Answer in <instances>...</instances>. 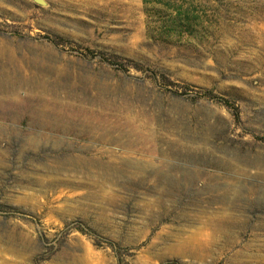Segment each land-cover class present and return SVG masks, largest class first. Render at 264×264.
<instances>
[{
  "label": "rangeland",
  "instance_id": "1",
  "mask_svg": "<svg viewBox=\"0 0 264 264\" xmlns=\"http://www.w3.org/2000/svg\"><path fill=\"white\" fill-rule=\"evenodd\" d=\"M0 264H264V0H0Z\"/></svg>",
  "mask_w": 264,
  "mask_h": 264
},
{
  "label": "trees",
  "instance_id": "2",
  "mask_svg": "<svg viewBox=\"0 0 264 264\" xmlns=\"http://www.w3.org/2000/svg\"><path fill=\"white\" fill-rule=\"evenodd\" d=\"M224 103H226V105H228L226 101Z\"/></svg>",
  "mask_w": 264,
  "mask_h": 264
},
{
  "label": "bare ground",
  "instance_id": "3",
  "mask_svg": "<svg viewBox=\"0 0 264 264\" xmlns=\"http://www.w3.org/2000/svg\"><path fill=\"white\" fill-rule=\"evenodd\" d=\"M5 263V262H4Z\"/></svg>",
  "mask_w": 264,
  "mask_h": 264
}]
</instances>
